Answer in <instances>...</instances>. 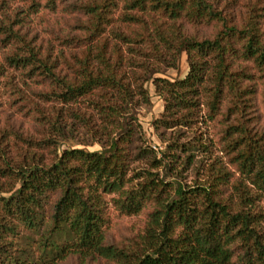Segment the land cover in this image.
Returning a JSON list of instances; mask_svg holds the SVG:
<instances>
[{
  "label": "trees",
  "instance_id": "obj_1",
  "mask_svg": "<svg viewBox=\"0 0 264 264\" xmlns=\"http://www.w3.org/2000/svg\"><path fill=\"white\" fill-rule=\"evenodd\" d=\"M261 1L21 0L11 8L1 0L0 95L2 79L12 83L35 128H16L0 108V264H264ZM44 10L60 14L66 30L42 38L31 15ZM190 26L217 31L199 37ZM183 53L184 79L156 77ZM7 67L22 73L25 88ZM150 80L166 101L158 123H216L239 178L221 159L187 155L185 144L161 155L148 144L138 115L151 104ZM95 144L101 150L75 147ZM191 169L195 182L186 186L182 173ZM110 206L125 216L148 212L144 230L110 241ZM20 228L44 231L45 256L13 248ZM61 233L73 242L58 244Z\"/></svg>",
  "mask_w": 264,
  "mask_h": 264
},
{
  "label": "rangeland",
  "instance_id": "obj_2",
  "mask_svg": "<svg viewBox=\"0 0 264 264\" xmlns=\"http://www.w3.org/2000/svg\"><path fill=\"white\" fill-rule=\"evenodd\" d=\"M231 2L232 0H226ZM238 4H243L248 0H236ZM264 5V1H261ZM11 8L17 7L21 4V0H10ZM2 2L0 0V6ZM32 18V28L40 34L42 38H49L50 35L46 32V30H53L54 33H62L66 30L67 26L61 19L60 14H54L48 12V10L42 11L40 14L31 15ZM217 29L214 26H190L189 32L193 34H197L199 37H212L215 35ZM3 45H0V60L2 59V55L7 52L6 49L3 48ZM189 63L187 59V55L185 53L182 54L178 66L176 68H162V73L156 75V77H162L168 79L170 81L181 80L186 77L189 72ZM7 77L13 78L15 84H18L20 89L25 88L22 83L24 77L20 71H16L12 67H7L6 69ZM259 74H257L258 76ZM23 77V78H22ZM257 85V96H256V108L258 109V113L260 115L261 127L264 130V79L258 78ZM29 85L32 86V89H39L40 87L36 85H32L31 81H28ZM7 81L2 79L1 83V95H0V104L2 110V116L5 118L7 114H10L13 119V124L16 128H23L33 130L35 128L34 119H32L29 112H27L28 108H25L23 112H21V106L23 104L20 99L17 98L16 95H13L15 91V87L12 86V83L9 85L6 84ZM11 87L13 90H11ZM146 87L150 94L151 104L147 107H142L139 111V121L142 124L145 138L148 144L158 152V154H162L163 151L168 150V144L175 145L176 143L185 144L187 148L191 151L187 154H195L197 160L207 162H212L213 159L218 158L221 159L226 168L229 171L235 172L233 181L239 178L240 173L238 169L235 167L233 163L230 161V157L226 156L222 150L219 142V126L214 122H209L207 118L202 117L201 119L195 118L189 125H181L174 128H166L162 126L160 123V119H162L164 111H165V96L160 95L156 91L155 84L153 80L147 82ZM35 102H39L37 99H33ZM40 103V102H39ZM50 104H46L44 106H49ZM27 114V115H26ZM197 143H207L209 145L212 144V147L209 149V153H203L201 149L199 152H195V144ZM70 147L68 144L63 145L61 150ZM77 148H85L88 151H99L101 147L98 144L95 145H78L75 146ZM175 150H170L171 154H174ZM179 153V152H178ZM210 158H212L210 160ZM181 169V168H180ZM163 172L162 174H164ZM166 175V173H165ZM196 178V173L194 169L184 171L182 173L183 184L186 186H191L194 184ZM264 206V202H263ZM148 212H144L139 216H125L119 214L112 206H110L108 210V218L109 223L107 227V236L110 241H121L131 238L141 231L144 230L146 220H147ZM44 231H40L39 233L31 232L28 229L20 228L19 234L16 237H12L13 248L15 250L24 251L25 253H30L36 260L45 256V252L41 248L42 236ZM57 243L63 245L65 243L73 242L72 238L68 235L61 233L59 236H56ZM66 264H79L76 258H70Z\"/></svg>",
  "mask_w": 264,
  "mask_h": 264
}]
</instances>
